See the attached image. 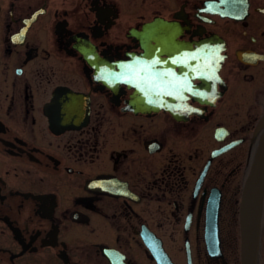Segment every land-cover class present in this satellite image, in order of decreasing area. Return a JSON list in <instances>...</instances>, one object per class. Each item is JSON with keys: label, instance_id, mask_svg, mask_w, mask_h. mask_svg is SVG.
<instances>
[{"label": "flooded vegetation", "instance_id": "af4514ba", "mask_svg": "<svg viewBox=\"0 0 264 264\" xmlns=\"http://www.w3.org/2000/svg\"><path fill=\"white\" fill-rule=\"evenodd\" d=\"M263 116L264 0H0V264H241Z\"/></svg>", "mask_w": 264, "mask_h": 264}, {"label": "water", "instance_id": "95a60500", "mask_svg": "<svg viewBox=\"0 0 264 264\" xmlns=\"http://www.w3.org/2000/svg\"><path fill=\"white\" fill-rule=\"evenodd\" d=\"M259 128H263V133L254 151L239 205L241 264H256L257 261L264 192V116Z\"/></svg>", "mask_w": 264, "mask_h": 264}]
</instances>
